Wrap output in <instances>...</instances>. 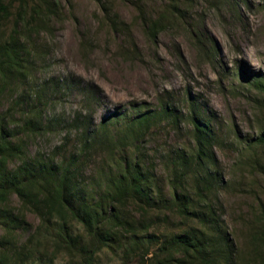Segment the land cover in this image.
I'll use <instances>...</instances> for the list:
<instances>
[{"label":"trees","instance_id":"16d2710c","mask_svg":"<svg viewBox=\"0 0 264 264\" xmlns=\"http://www.w3.org/2000/svg\"><path fill=\"white\" fill-rule=\"evenodd\" d=\"M60 12L58 0H0V264H101L107 253L121 264H264V210L246 251L214 209L213 195L223 184L214 172V148L222 140L199 100H189L186 113L140 107L96 125L89 90V114L82 111L70 125L75 137L48 155L28 154L30 142L46 132L52 91L36 90L34 75L45 56L36 36ZM149 22L152 34L164 30V15ZM183 124L193 150L183 147L166 158L165 195L145 148ZM255 142L264 143V133ZM102 155L98 175L85 185V169ZM29 214L39 219L35 232L26 226ZM24 231L29 236L22 242Z\"/></svg>","mask_w":264,"mask_h":264},{"label":"rangeland","instance_id":"374dc122","mask_svg":"<svg viewBox=\"0 0 264 264\" xmlns=\"http://www.w3.org/2000/svg\"><path fill=\"white\" fill-rule=\"evenodd\" d=\"M58 1L59 18L36 36L45 53L34 75L36 90L52 91L46 96V132L30 142L28 154L48 155L75 137L70 125L82 111L89 114L84 109L89 90L96 125L116 113L128 118L140 107L168 105L186 113L188 101L199 100L222 140L214 148V172L223 180L213 195L214 209L227 233L250 251L251 231L264 210V143L255 142L264 133V87L256 82L264 83V0ZM163 15L164 30L152 34L149 21ZM12 26L7 24V33ZM7 107L3 103L1 110ZM180 128L165 129L145 148L165 195L166 158L183 147L193 150L186 125ZM102 161L97 156V164L85 169V185ZM11 203L17 205L16 199ZM26 221L35 232L39 219L29 214ZM29 232H22V242ZM121 260L107 253L101 264Z\"/></svg>","mask_w":264,"mask_h":264}]
</instances>
